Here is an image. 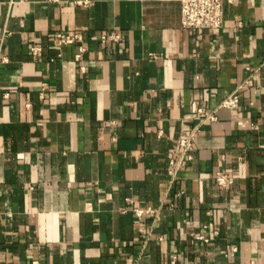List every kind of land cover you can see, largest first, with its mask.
<instances>
[{
	"label": "crops",
	"instance_id": "0c3cea01",
	"mask_svg": "<svg viewBox=\"0 0 264 264\" xmlns=\"http://www.w3.org/2000/svg\"><path fill=\"white\" fill-rule=\"evenodd\" d=\"M223 12L198 32L177 0H0V264H264V0Z\"/></svg>",
	"mask_w": 264,
	"mask_h": 264
},
{
	"label": "built area",
	"instance_id": "2783aa9c",
	"mask_svg": "<svg viewBox=\"0 0 264 264\" xmlns=\"http://www.w3.org/2000/svg\"><path fill=\"white\" fill-rule=\"evenodd\" d=\"M181 5V25L184 29L195 30L198 32L205 30H219L223 26L224 20V0H177ZM87 3V2H85ZM125 39L124 35L117 31L103 33L96 38V41L102 44H119ZM56 41L61 47L77 46L76 61H81L83 54L86 53L87 47L83 43V38L80 34H66L58 32L56 34ZM40 48H34L33 53L35 57L39 56ZM221 107L228 109H237L239 107V94L236 92L229 96L221 103ZM197 118L201 122L215 121L216 116L209 114L206 115L203 107H199ZM199 130L195 129L190 133H183L182 138L179 140V146L183 150V155L179 160L171 161L170 175L174 179L180 169L183 167L186 160H191L193 151V142L196 133ZM217 183L221 187L229 186L232 181L223 174L217 175ZM136 216L144 220L150 216L155 215V210L152 208H135Z\"/></svg>",
	"mask_w": 264,
	"mask_h": 264
}]
</instances>
